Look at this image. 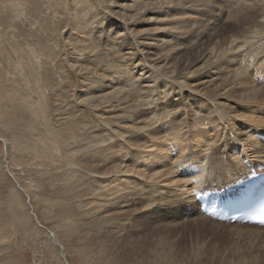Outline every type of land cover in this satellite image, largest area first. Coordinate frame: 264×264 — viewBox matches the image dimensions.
Here are the masks:
<instances>
[{"label":"bare ground","instance_id":"obj_1","mask_svg":"<svg viewBox=\"0 0 264 264\" xmlns=\"http://www.w3.org/2000/svg\"><path fill=\"white\" fill-rule=\"evenodd\" d=\"M89 1L94 6L92 12L79 7L85 2L75 0V5H68L73 32L69 34L70 41L65 42L70 47L65 53V64L83 76L81 93L73 98L76 110L65 107L63 130L49 132V143L32 137L33 143L45 145L42 149L39 146L37 158L56 155L61 159L65 191L70 198L80 199L78 208L89 221L86 226L95 231L104 248L99 264L112 254L106 247L119 244L126 222L121 223L125 214L103 224H98V217L112 210H130L133 205L143 209L148 205L175 206L166 214L178 212L185 205L184 215H200L205 217L200 220L227 225L237 232L244 230L238 227L256 228L249 230L264 236L263 228L231 225L204 216L194 195L195 190L220 189L247 179L252 174L247 162L264 164V154L257 153L264 152V130L250 126L251 120L262 119L259 116L263 110L254 108L251 115H246L249 124L236 122L244 116L238 114L239 109L264 106V0H235L242 6L239 15H230L233 30L219 28L224 23H217L221 9L197 4L198 0H185L186 8L193 7L192 17L175 23L179 37L174 43L167 40L165 48L171 50L164 51L161 58L155 57L151 49L148 38L152 29L133 32L136 21L134 16L122 12L131 8L125 2L112 0L104 9L99 0ZM135 4L138 9L132 10L146 17V10L161 3L136 0ZM105 19L111 25L106 26ZM147 23L153 24L154 19ZM97 26L105 29L96 33ZM81 29L86 30L82 36L74 34ZM113 29H121L126 37H132L129 48L125 49L124 38L119 41L111 36ZM187 33L192 34L188 41ZM115 56L125 61L112 63ZM102 90L106 91L96 94ZM0 95V100L7 99L4 91L0 90ZM156 95L158 99L163 96V100H146ZM84 109L94 113V124L85 120L78 127L73 117ZM28 127L33 131L32 126H25L24 137ZM64 139L75 145L64 146ZM250 141L259 158L246 153V148L252 146ZM78 164L87 169H78ZM225 170L232 173V178L223 182ZM184 190L187 192L182 198L192 197L193 203L188 205L181 198ZM134 200L139 202L134 204ZM2 231L0 247L8 244ZM1 258L8 262L0 260V264H17L9 253H0ZM114 259L115 264H132L131 253L122 246Z\"/></svg>","mask_w":264,"mask_h":264},{"label":"rangeland","instance_id":"obj_2","mask_svg":"<svg viewBox=\"0 0 264 264\" xmlns=\"http://www.w3.org/2000/svg\"><path fill=\"white\" fill-rule=\"evenodd\" d=\"M73 1L0 0V90L7 96L0 100V232L3 230L8 242L0 247V253H9L17 264H99L100 253L104 250L95 231L86 226L89 221L78 208L80 199L70 198V193L65 191L61 159L56 155L37 158L39 146L42 149L45 145L33 143L34 138L49 143L52 137L49 132L63 130L61 121L65 107L76 110L73 98L81 93L83 76L75 69L69 70L64 59L70 49L65 42L70 41L69 34L71 36L73 32L68 7L70 3L75 5ZM99 1L102 8L107 9L112 0ZM122 1L131 7L122 12L134 16V33L152 29L148 39L155 57L161 58L164 51L171 50V47L165 48L167 40L174 43L179 37L175 23L192 17L193 7L186 8L185 0H147L161 4L146 10V17L140 11L132 10L138 9L136 0ZM197 4H211L221 9L217 23H224L218 27L228 30L234 28L229 21L231 13L233 17L239 15L242 6L235 0H198ZM79 7L92 12L94 6L87 0ZM95 10L98 14L99 10ZM150 18L154 19L153 24L147 23ZM109 20H104L106 26L111 25ZM104 29L97 26L95 30L99 33ZM80 31H74V34L82 36L86 30ZM110 34L120 38L119 41L124 38L125 49L131 46L132 37H126L127 33L121 29L110 30ZM191 35L187 33L185 39L188 41ZM112 60V63L125 61L117 56ZM127 72H130L129 68ZM161 81L163 84V79ZM157 96L146 100H163V96L161 99ZM59 107L64 108L58 110ZM254 108L263 110L259 116L262 119L251 120L250 126L264 130V106L258 104L250 109H239L238 114L244 116L238 117L236 122L249 124L246 115H251ZM77 114L73 118L78 127L85 120L94 124L95 116L89 109ZM25 126L33 128V131L30 127L26 129L27 137L22 131ZM250 143L252 146L246 148V153L251 158H259L255 157L254 145ZM19 144L24 146L23 149ZM66 145L75 144L64 139ZM257 153L264 154L261 150ZM81 156L76 157V163ZM77 166L87 169L81 164ZM223 176L221 181L225 182L232 178V173L225 170ZM186 192L180 194L181 198ZM182 199L188 205L193 203L192 197ZM138 202L134 200V204ZM130 208L112 210L98 217V224H103L125 214L121 219V223L126 224L122 227L119 244L106 247L112 254L104 264H115L114 254L121 246L131 253L132 264H264V236L249 230L256 228L238 227L244 230L237 232L236 228H227V225L200 220V217L205 218L200 215L193 218L183 214L187 209L185 205L178 212L167 214L165 211L176 209L175 206L148 205L145 210L133 205Z\"/></svg>","mask_w":264,"mask_h":264}]
</instances>
